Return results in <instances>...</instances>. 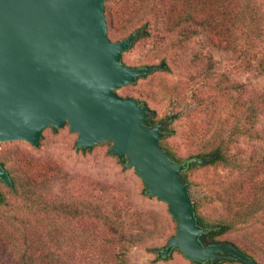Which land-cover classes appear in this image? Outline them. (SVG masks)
<instances>
[{"label": "water", "instance_id": "95a60500", "mask_svg": "<svg viewBox=\"0 0 264 264\" xmlns=\"http://www.w3.org/2000/svg\"><path fill=\"white\" fill-rule=\"evenodd\" d=\"M106 1L0 0V144L37 146L44 129L64 126L77 135V149L109 143V154L135 172L148 196L167 204L176 223L157 253L178 250L194 264H257L233 245L208 240L181 177L188 163L161 147L168 122L151 124L155 113L144 103L116 94L155 67L123 64L122 55L145 30L112 42ZM0 180L11 184L2 165Z\"/></svg>", "mask_w": 264, "mask_h": 264}, {"label": "rangeland", "instance_id": "374dc122", "mask_svg": "<svg viewBox=\"0 0 264 264\" xmlns=\"http://www.w3.org/2000/svg\"><path fill=\"white\" fill-rule=\"evenodd\" d=\"M123 1L114 0L105 5L106 22L108 19L107 9L112 7L118 13L117 25L114 26L116 29L114 36L111 34V28L108 29L107 27V36L112 42L120 40L131 28L135 29L133 26L140 25V22L132 23L131 21L132 24L129 25L125 21L127 17L122 15L120 11ZM214 1L216 2H214L212 10H201L196 8L194 3L192 8L191 5L189 8L192 13H195L194 16L207 14L218 19L221 18V12L232 11L235 16V13L240 10V0ZM181 9L185 10L186 8L182 6ZM171 15H174V18L177 14L174 12ZM167 16H169L168 13H163V18L155 20L156 27L149 29L150 35L141 39L128 53H124L122 62L127 66L143 63L158 64L160 58L165 56L169 70L156 73L152 78L139 80L134 86H124L118 89L116 94L120 97L130 96L144 103L155 113V119L168 122L163 139H166L177 157L185 159L187 162L189 157L210 150L212 143L229 139L232 127L239 123L236 115L242 112L241 108L232 111L230 109L231 103L234 102L238 107V104H241L244 99H254L256 93L264 87V78L245 67V60L238 53L239 47L236 51L229 50L212 35L203 33L191 35L177 47L169 46L170 42L178 41V35L168 33L165 30ZM173 18L171 17V19ZM239 34H241V29L237 25L235 43ZM154 43L160 44L161 48L158 51L152 50ZM238 43L240 44L241 41L239 40ZM192 60L195 62L192 63ZM208 61L214 67L215 73L212 76L211 84L203 88L200 83L202 78L200 71L206 68ZM216 82L222 88L231 82L234 84L241 83L244 86V92L238 94L231 91L230 96L219 94V96H215L216 98L214 97L216 108L202 112L201 110L211 103ZM170 90L176 91V93L182 92L184 94L183 100H178V104L177 100L171 101L167 93ZM230 97L231 100H229ZM198 103L203 105L200 107L201 112H199L198 118L188 117L189 108L187 104L190 106L198 105ZM179 110L183 111V117L173 121L174 113ZM171 117L172 120H170ZM261 118L264 120V111ZM200 120L203 121L201 124L204 129H199L196 133L193 131V127H197L196 125ZM262 125L264 124L262 123ZM221 127H224L223 133L212 135L214 130ZM250 135L254 136V133ZM213 136L217 138L210 141L209 139ZM76 139L77 135L71 133L67 126L57 131L46 128L42 132L38 148L22 141L0 144V160H4L13 166V163L22 162L21 159L26 158L32 164L33 171L31 172L35 173L48 167H59L71 179L70 184L72 186L71 190L69 189V196L74 198V201H78V204L81 201H93L95 199L92 202L94 205L97 199L103 198L107 204L101 207V211L107 213L114 208H119L121 211L129 209L123 225L125 231L136 232L132 223L138 218L143 222L147 231L138 245L130 247L121 261L116 262L115 257L121 255L118 244L115 247L106 245L98 238L95 245L89 249L83 248L80 243L79 228H77L76 223L71 222L70 228L68 227L69 230L62 228L63 233L59 234L60 238L65 241L61 250L65 252L67 257L74 253L76 257L74 264H193L175 250L171 256H164L156 252V249L163 250L176 231V223L172 221L168 213L167 204L157 198L140 196L143 183L132 169L122 167L116 157L108 154L109 143H102L88 153H81L75 147ZM263 147L264 144L259 145L255 138L249 135H240L234 138L230 150L242 165L250 157L254 161L258 159L257 156L261 154ZM16 167L18 169L17 164ZM236 169L229 171L221 166H197L187 172L188 180L191 183L188 189L189 197L191 202L198 201L201 203L202 208L199 210L201 215L216 217L224 212L221 208L222 204L216 200L214 194L222 190L228 191L233 182L236 184L235 181L241 182L243 176ZM16 172L21 177H29V170L18 169ZM256 173L254 172V174ZM92 183H99L100 186L93 190L90 186ZM0 190L5 194V189L1 185ZM102 233L104 230H101L99 234ZM235 236H222L219 239L229 241ZM74 240H76L75 243L71 242ZM220 263L239 264L228 261Z\"/></svg>", "mask_w": 264, "mask_h": 264}, {"label": "trees", "instance_id": "16d2710c", "mask_svg": "<svg viewBox=\"0 0 264 264\" xmlns=\"http://www.w3.org/2000/svg\"><path fill=\"white\" fill-rule=\"evenodd\" d=\"M113 1L107 0L105 5ZM214 2L216 1L124 0L120 11L122 15L127 17L125 21L129 25L140 22V25L133 26L135 29L131 28L132 30L130 29L120 40L114 42L121 41L131 33L144 29V35L132 43L131 48L125 52L128 53L141 39L150 35L149 29L156 27L155 20L163 18V13H168L165 30L168 33L178 35V41L170 42L169 46L177 47L191 35L200 33L212 35L229 50L236 51L239 47L238 53L243 56L245 67L264 78V12L262 13L264 0H240V10L235 13V16L232 11H225L220 13V19L207 14L194 16L195 13H192L189 8L190 5L192 8L194 3L196 8L208 11L214 8ZM182 6L186 9H181ZM107 11L106 25L108 29L111 28V34L114 36L116 34L114 26L117 25L118 13L112 7ZM174 12L177 15L173 18L174 15L171 14ZM226 23L228 25H225ZM237 25L241 29V34L236 37L237 42L235 43ZM239 40L241 41L240 44L238 43ZM158 44L154 43L152 50L158 51L161 48ZM193 61L195 62L192 60V63ZM160 65H162L161 68ZM147 66H154L155 69L137 81L152 78L156 73L169 70L165 56L160 58L158 64L143 63L128 67L142 68ZM214 73V67L208 61L206 68L200 71L202 76L200 83L203 88L211 84ZM136 82L127 86H134ZM231 91L240 94L244 92V86L241 83L234 84L231 82L222 88L216 82L211 103L207 104L201 111L206 112L215 109V96H219V94L230 96ZM167 93L171 101L177 100V104L178 100H183L184 94L182 92L176 93V91L170 90ZM122 98L134 99L130 96ZM231 99L230 97L229 100ZM238 105L237 107L234 102L231 103L230 109L232 111L241 108L242 112L236 115L239 123L232 127L229 139L212 143L207 152L189 157L186 162L185 159L174 154L166 139H163L160 144L165 152L179 164L188 163V167L181 174L188 189L191 183L188 180L187 172L197 166H221L229 171H234L237 168V172L243 176L241 182L235 181L236 184L233 182L228 191L222 190L214 194L216 200L222 204L221 208L224 212L216 217L201 215L199 213L200 208H202L201 203L192 201L194 213L201 227L207 230L209 241L233 245L236 250L247 255L257 264H264V147L261 149V154L257 156L258 159L254 161L250 157L242 165L230 150L234 138L240 135H249L255 138L259 145L264 144V125H262L264 120L261 118L264 111V87L256 93L254 99L246 98ZM202 106L200 103L190 106L187 104L189 108L188 117L192 116V119H197ZM183 114L182 110L175 112L173 121L182 118ZM155 118L151 119V124H155L154 120H157ZM202 122L200 120L196 125L197 127H193L194 132L198 133L199 129H204ZM223 132L224 127H221L214 130L212 135L216 133L220 135ZM251 133H254V136L250 135ZM214 138L217 137L213 136L209 140H214ZM35 147L38 148L39 145ZM78 150L81 153L89 152L82 149ZM21 160L22 162L13 163V166L4 160H0V165L8 173L11 182L10 185H6L0 180V185L5 189V194L0 190V264H74L76 260L74 253L67 257L65 252L61 250L65 241L59 236L63 233L62 228L69 230L68 227L70 228L71 222L76 223L77 228H79L80 243L83 248L89 249L97 243L98 238L106 245L115 247L118 244L121 255L115 257L116 262H120L129 248L137 246L146 234L147 229L139 218L132 223L136 232L123 229L129 209L121 211L119 208H114L106 213L101 211V207L107 204L103 198L97 199L94 205L92 202L95 199L93 201H81L79 204L78 201H74L75 199L69 196V189L71 190L72 186L70 184L71 179L59 167H48L35 173L31 172L33 169L29 160L26 158ZM201 160L204 162L201 163ZM119 163L121 164V162ZM16 164L19 170H29V177L18 175ZM121 166L123 167L122 164ZM254 172L257 173L254 174ZM90 186L95 190L100 184L92 183ZM140 196L156 198L146 194L144 185L140 191ZM172 221L174 220L172 219ZM101 230H104V233L99 234ZM232 235L236 236L229 241L219 239L222 236ZM71 242L75 243L76 240Z\"/></svg>", "mask_w": 264, "mask_h": 264}, {"label": "flooded vegetation", "instance_id": "af4514ba", "mask_svg": "<svg viewBox=\"0 0 264 264\" xmlns=\"http://www.w3.org/2000/svg\"><path fill=\"white\" fill-rule=\"evenodd\" d=\"M154 122H155V123H158V122H160V121H159V120H154ZM222 261H223V260H222Z\"/></svg>", "mask_w": 264, "mask_h": 264}]
</instances>
